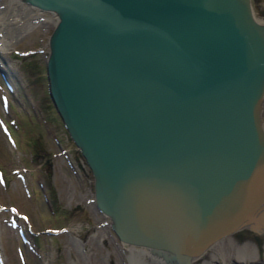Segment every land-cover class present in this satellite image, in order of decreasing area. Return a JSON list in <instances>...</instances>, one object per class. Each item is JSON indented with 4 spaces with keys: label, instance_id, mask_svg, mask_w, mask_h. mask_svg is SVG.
<instances>
[{
    "label": "water",
    "instance_id": "95a60500",
    "mask_svg": "<svg viewBox=\"0 0 264 264\" xmlns=\"http://www.w3.org/2000/svg\"><path fill=\"white\" fill-rule=\"evenodd\" d=\"M57 20L48 94L118 238L188 264L260 224L264 21L252 0H23Z\"/></svg>",
    "mask_w": 264,
    "mask_h": 264
},
{
    "label": "rangeland",
    "instance_id": "374dc122",
    "mask_svg": "<svg viewBox=\"0 0 264 264\" xmlns=\"http://www.w3.org/2000/svg\"><path fill=\"white\" fill-rule=\"evenodd\" d=\"M252 7L264 21V0ZM55 21L0 0V264H160L133 254L94 204L92 173L48 94ZM218 243L196 264L211 254L264 253V234L246 228Z\"/></svg>",
    "mask_w": 264,
    "mask_h": 264
},
{
    "label": "bare ground",
    "instance_id": "6f19581e",
    "mask_svg": "<svg viewBox=\"0 0 264 264\" xmlns=\"http://www.w3.org/2000/svg\"><path fill=\"white\" fill-rule=\"evenodd\" d=\"M10 1H12L13 3H21V4H24L25 6H28V5H26L25 3H24V1L23 0H10ZM15 18V17H14ZM263 21V20H262ZM4 25V24H3ZM3 28V27H2ZM5 39V38H4ZM1 40V39H0ZM6 40V39H5ZM6 42V41H5ZM3 44V42L2 41H0V49H3V46H1ZM6 45V44H5ZM4 45V46H5ZM4 50V49H3ZM260 217H261V222H260V224H257L256 225V227H254L256 230H260V227H262L263 229H264V208L260 211ZM261 225V226H260ZM254 226V225H253ZM260 226V227H259ZM249 227H252V225H249ZM220 243H221V241H220ZM219 244V243H218ZM212 245V244H211ZM211 245L208 247V249L211 247ZM215 245H217V244H215ZM131 246V251H132V253L134 254V253H136V254H144V255H147V256H149V257H151L153 260H155L157 263H164V264H175V263H173L171 260H169V261H165V259H163L162 258V256L161 255H158V254H156V253H154V252H152L150 249H146V248H143V247H134V246H132V245H130ZM211 248H214V247H211ZM212 250V249H211ZM135 251V252H134ZM198 259H199V255L198 256H194V257H192L191 259H190V261L188 262V264H195L197 261H198ZM137 261V260H136ZM137 263V262H136ZM138 263H140V261L138 262ZM134 264H135V262H134ZM141 264V263H140Z\"/></svg>",
    "mask_w": 264,
    "mask_h": 264
},
{
    "label": "flooded vegetation",
    "instance_id": "af4514ba",
    "mask_svg": "<svg viewBox=\"0 0 264 264\" xmlns=\"http://www.w3.org/2000/svg\"><path fill=\"white\" fill-rule=\"evenodd\" d=\"M215 244H217V243H215ZM215 244H213L211 247H213ZM209 248V251L212 249V248ZM224 254H222V255H220V256H223ZM231 256V255H230ZM216 256L214 255V254H211L210 255V257H209V259H206V261H207V263H209V262H212V260L211 259H214ZM160 264H162L161 262H160ZM164 264V263H163Z\"/></svg>",
    "mask_w": 264,
    "mask_h": 264
}]
</instances>
